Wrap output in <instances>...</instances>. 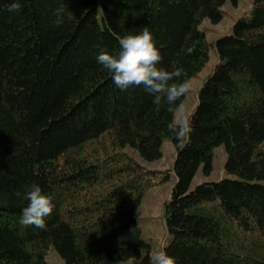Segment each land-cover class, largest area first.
I'll list each match as a JSON object with an SVG mask.
<instances>
[{
	"label": "trees",
	"instance_id": "trees-1",
	"mask_svg": "<svg viewBox=\"0 0 264 264\" xmlns=\"http://www.w3.org/2000/svg\"><path fill=\"white\" fill-rule=\"evenodd\" d=\"M11 2L0 0V264H48L50 251L65 264L140 260L150 245L138 212L160 175L125 151L156 162L166 140L176 184L164 251L176 264H264V0L213 46L201 26L219 24L227 0H19L9 12ZM143 27L158 67L186 72L176 82L200 74L212 48L218 54L183 149L167 129V104L143 85L120 90L97 62ZM219 147L232 178L190 190ZM32 183L53 196L46 230L19 223L28 201L14 193Z\"/></svg>",
	"mask_w": 264,
	"mask_h": 264
},
{
	"label": "clouds",
	"instance_id": "clouds-1",
	"mask_svg": "<svg viewBox=\"0 0 264 264\" xmlns=\"http://www.w3.org/2000/svg\"><path fill=\"white\" fill-rule=\"evenodd\" d=\"M21 9L19 0H12L7 6V11L18 12ZM64 9L58 8L55 12L54 25L59 27L65 22ZM72 17L68 16L70 20ZM162 55L156 46L152 32L148 27L136 35H127L119 39V51L115 54L101 49L97 55V62L112 74L114 84L122 91L132 86H141L154 96L153 103L160 105L163 101L167 104V111L174 114L168 123L167 129L177 141L180 149L187 146V141L192 131L191 118L184 115L183 103H177L191 90L188 79L176 82L180 77L186 76L182 67L172 71L158 67ZM179 113V120L176 114ZM15 196L28 201L22 209L19 223L27 228L33 226L46 230V218L54 208L53 196L45 194L37 183L25 185L23 191H16ZM149 264H176L174 257L160 250L148 257Z\"/></svg>",
	"mask_w": 264,
	"mask_h": 264
},
{
	"label": "rangeland",
	"instance_id": "rangeland-1",
	"mask_svg": "<svg viewBox=\"0 0 264 264\" xmlns=\"http://www.w3.org/2000/svg\"><path fill=\"white\" fill-rule=\"evenodd\" d=\"M253 0H239L238 4L234 6L230 0L222 8L224 13L223 20L219 24H213L209 20L205 21L201 30L206 33V38L209 45L214 43L222 37L231 34L235 23L243 17L249 15L253 10ZM219 58L216 50L212 48L210 51V59L203 71L193 78L191 83V90L183 101L184 115L190 118L195 113L198 106V95L204 86L205 82L212 75ZM179 120V113L176 114ZM125 153L137 161L144 170L148 172H156L160 177L154 181L152 187L146 191L142 204L139 208L138 218L142 230V236L150 245V248L144 251L140 260H131L120 264H149L148 257L154 252L164 250L169 238L165 222L166 206L170 202L172 191L176 184V176L173 170L176 150L173 144L166 140L162 147V158L159 161L148 163L143 162L131 150H126ZM227 161V154L224 147H219L214 152L213 169L210 175H205L201 168L194 177L190 190L205 183H216L230 177L225 170ZM167 176V180L161 182V178ZM264 184V183H263ZM48 264H65L56 252L50 251L46 256Z\"/></svg>",
	"mask_w": 264,
	"mask_h": 264
}]
</instances>
